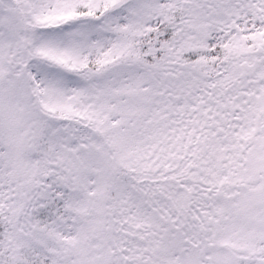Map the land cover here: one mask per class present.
<instances>
[{
  "label": "snow or ice",
  "instance_id": "obj_1",
  "mask_svg": "<svg viewBox=\"0 0 264 264\" xmlns=\"http://www.w3.org/2000/svg\"><path fill=\"white\" fill-rule=\"evenodd\" d=\"M0 8V264H264V0Z\"/></svg>",
  "mask_w": 264,
  "mask_h": 264
},
{
  "label": "rangeland",
  "instance_id": "obj_2",
  "mask_svg": "<svg viewBox=\"0 0 264 264\" xmlns=\"http://www.w3.org/2000/svg\"><path fill=\"white\" fill-rule=\"evenodd\" d=\"M8 14L9 13L7 9L0 8V17H5ZM33 132V125L26 120L17 121L9 130V135L11 139L15 142L18 150L16 165L19 174L22 177H26L29 174L33 173V166L31 165V163L26 162L25 158L22 155L27 144H29L28 137L33 134Z\"/></svg>",
  "mask_w": 264,
  "mask_h": 264
},
{
  "label": "trees",
  "instance_id": "obj_3",
  "mask_svg": "<svg viewBox=\"0 0 264 264\" xmlns=\"http://www.w3.org/2000/svg\"><path fill=\"white\" fill-rule=\"evenodd\" d=\"M35 135H36V132H35V129H34L33 134H31L28 137L29 138V144H27L26 148L24 149V151L22 153V155L25 158V160L27 162H31V165L33 166V173L37 170V168H38V166L40 164L39 160L32 158L31 151L29 150L30 142L34 139Z\"/></svg>",
  "mask_w": 264,
  "mask_h": 264
}]
</instances>
